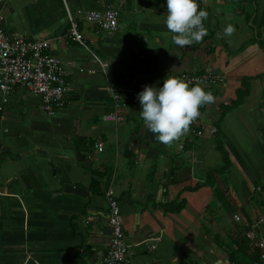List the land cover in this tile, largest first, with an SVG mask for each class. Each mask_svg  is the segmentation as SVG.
<instances>
[{
  "label": "crops",
  "instance_id": "0c3cea01",
  "mask_svg": "<svg viewBox=\"0 0 264 264\" xmlns=\"http://www.w3.org/2000/svg\"><path fill=\"white\" fill-rule=\"evenodd\" d=\"M199 7L208 13L207 35L181 49L165 25L166 0L0 5L6 33L49 40L48 53L62 62L69 83L66 107L52 116L22 88L2 106L0 264H98L111 238L110 189L131 264L259 260L264 0H199ZM107 8L119 11L116 32L80 21L85 45L66 38L70 19ZM228 25L235 28L231 37L224 35ZM206 72L223 78L203 88L215 102L201 107L189 131L170 145L158 142L137 95L167 76ZM111 114L119 121L105 119ZM67 186L85 194L66 193ZM151 236L160 240L148 242Z\"/></svg>",
  "mask_w": 264,
  "mask_h": 264
},
{
  "label": "built area",
  "instance_id": "2783aa9c",
  "mask_svg": "<svg viewBox=\"0 0 264 264\" xmlns=\"http://www.w3.org/2000/svg\"><path fill=\"white\" fill-rule=\"evenodd\" d=\"M6 0H0V5ZM80 21L93 25L102 32L114 33L118 29L119 11L107 8L103 11H89L80 15L79 19H70L66 38L84 46L85 37L80 31ZM49 40H29L25 37L8 34L3 27V17L0 15V95L2 106L8 104V98L19 88L41 99L42 109L47 115H54L66 107V95L69 91L68 73L62 62L48 53ZM107 68L106 64L102 65ZM83 71V70H80ZM182 78L189 86L199 85L202 88L221 84L223 78L215 73L204 74L183 73ZM116 98V97H115ZM118 122L115 114L105 118ZM201 133H198L200 136ZM101 152L103 145L98 144ZM108 206V223L111 238L106 255L98 264H131L130 248L126 243L121 218V210L115 193L110 189L106 193ZM239 220V218H236ZM160 236H151L148 242L156 243ZM261 257L254 264H264V241L259 243Z\"/></svg>",
  "mask_w": 264,
  "mask_h": 264
},
{
  "label": "clouds",
  "instance_id": "9594fccd",
  "mask_svg": "<svg viewBox=\"0 0 264 264\" xmlns=\"http://www.w3.org/2000/svg\"><path fill=\"white\" fill-rule=\"evenodd\" d=\"M165 25L173 34V43L185 48L202 40L207 35L204 21L207 11L199 7V0H166ZM232 25L224 29L231 37ZM140 116L155 139L170 145L189 131L190 125L201 116L200 108L215 102L210 91L201 86H189L182 78L167 76L162 86L146 85L138 95Z\"/></svg>",
  "mask_w": 264,
  "mask_h": 264
},
{
  "label": "water",
  "instance_id": "95a60500",
  "mask_svg": "<svg viewBox=\"0 0 264 264\" xmlns=\"http://www.w3.org/2000/svg\"><path fill=\"white\" fill-rule=\"evenodd\" d=\"M179 56H181L182 55V52H179V53H177ZM78 158L80 159V161H83L84 159H83V157H81L80 156V154H78ZM65 192L66 193H76V194H80V195H84L85 193H84V191L83 190H81V189H74L73 187H71V186H67V187H65Z\"/></svg>",
  "mask_w": 264,
  "mask_h": 264
},
{
  "label": "trees",
  "instance_id": "16d2710c",
  "mask_svg": "<svg viewBox=\"0 0 264 264\" xmlns=\"http://www.w3.org/2000/svg\"><path fill=\"white\" fill-rule=\"evenodd\" d=\"M94 185V184H93ZM95 185H96V182H95Z\"/></svg>",
  "mask_w": 264,
  "mask_h": 264
}]
</instances>
